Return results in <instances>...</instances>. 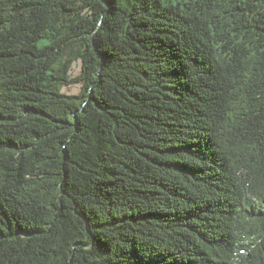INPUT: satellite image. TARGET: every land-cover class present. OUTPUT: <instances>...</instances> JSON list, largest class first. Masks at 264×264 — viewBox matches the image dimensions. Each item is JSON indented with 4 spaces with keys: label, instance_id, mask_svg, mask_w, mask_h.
<instances>
[{
    "label": "trees",
    "instance_id": "obj_1",
    "mask_svg": "<svg viewBox=\"0 0 264 264\" xmlns=\"http://www.w3.org/2000/svg\"><path fill=\"white\" fill-rule=\"evenodd\" d=\"M0 264H264V0H0Z\"/></svg>",
    "mask_w": 264,
    "mask_h": 264
},
{
    "label": "rangeland",
    "instance_id": "obj_2",
    "mask_svg": "<svg viewBox=\"0 0 264 264\" xmlns=\"http://www.w3.org/2000/svg\"><path fill=\"white\" fill-rule=\"evenodd\" d=\"M77 89H79L78 85H75L74 87H72V89L70 90L71 92H76Z\"/></svg>",
    "mask_w": 264,
    "mask_h": 264
}]
</instances>
